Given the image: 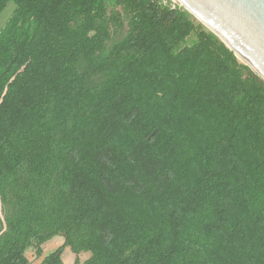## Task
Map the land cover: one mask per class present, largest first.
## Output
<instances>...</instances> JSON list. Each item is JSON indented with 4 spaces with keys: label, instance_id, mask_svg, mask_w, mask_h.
<instances>
[{
    "label": "trees",
    "instance_id": "1",
    "mask_svg": "<svg viewBox=\"0 0 264 264\" xmlns=\"http://www.w3.org/2000/svg\"><path fill=\"white\" fill-rule=\"evenodd\" d=\"M9 4L0 264H264V80L155 0Z\"/></svg>",
    "mask_w": 264,
    "mask_h": 264
},
{
    "label": "water",
    "instance_id": "2",
    "mask_svg": "<svg viewBox=\"0 0 264 264\" xmlns=\"http://www.w3.org/2000/svg\"><path fill=\"white\" fill-rule=\"evenodd\" d=\"M264 80V0H179Z\"/></svg>",
    "mask_w": 264,
    "mask_h": 264
},
{
    "label": "rangeland",
    "instance_id": "3",
    "mask_svg": "<svg viewBox=\"0 0 264 264\" xmlns=\"http://www.w3.org/2000/svg\"><path fill=\"white\" fill-rule=\"evenodd\" d=\"M12 8H13L12 4H9L7 8L3 11V13L0 15V27H2L4 23L6 22ZM196 21L201 23L198 19H196ZM120 37L121 35H118L114 39L117 40ZM62 242H63V238L61 236H55L52 239L48 240L47 242L44 243L42 247L41 255L39 257H37V255L35 254V251L33 248L28 250L26 253V256L29 259V264H39L43 256L54 251L56 248H58L62 244ZM88 255H89V252H81L80 254H75L74 252L71 251V249L68 246H66L63 249L61 258L64 264H74L77 259L79 261H83L84 259L88 257Z\"/></svg>",
    "mask_w": 264,
    "mask_h": 264
},
{
    "label": "built area",
    "instance_id": "4",
    "mask_svg": "<svg viewBox=\"0 0 264 264\" xmlns=\"http://www.w3.org/2000/svg\"><path fill=\"white\" fill-rule=\"evenodd\" d=\"M157 3L163 6L169 7L171 10H186L185 6L179 0H155Z\"/></svg>",
    "mask_w": 264,
    "mask_h": 264
}]
</instances>
